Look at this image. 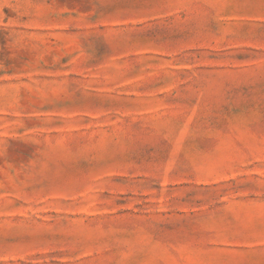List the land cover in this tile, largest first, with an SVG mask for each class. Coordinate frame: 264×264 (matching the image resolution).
I'll use <instances>...</instances> for the list:
<instances>
[{
    "label": "rangeland",
    "instance_id": "obj_1",
    "mask_svg": "<svg viewBox=\"0 0 264 264\" xmlns=\"http://www.w3.org/2000/svg\"><path fill=\"white\" fill-rule=\"evenodd\" d=\"M0 264H264V0H0Z\"/></svg>",
    "mask_w": 264,
    "mask_h": 264
}]
</instances>
